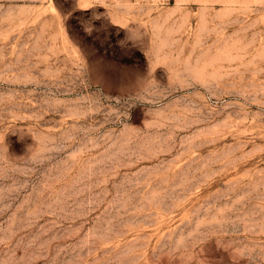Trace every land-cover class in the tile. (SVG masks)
<instances>
[{
  "label": "rangeland",
  "instance_id": "374dc122",
  "mask_svg": "<svg viewBox=\"0 0 264 264\" xmlns=\"http://www.w3.org/2000/svg\"><path fill=\"white\" fill-rule=\"evenodd\" d=\"M0 264H264V0H0Z\"/></svg>",
  "mask_w": 264,
  "mask_h": 264
}]
</instances>
